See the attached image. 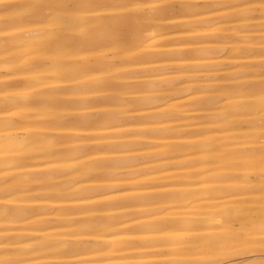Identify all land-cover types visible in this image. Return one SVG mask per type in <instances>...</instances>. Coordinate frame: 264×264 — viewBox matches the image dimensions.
<instances>
[{
	"label": "bare ground",
	"instance_id": "6f19581e",
	"mask_svg": "<svg viewBox=\"0 0 264 264\" xmlns=\"http://www.w3.org/2000/svg\"><path fill=\"white\" fill-rule=\"evenodd\" d=\"M0 264H264V0H0Z\"/></svg>",
	"mask_w": 264,
	"mask_h": 264
}]
</instances>
